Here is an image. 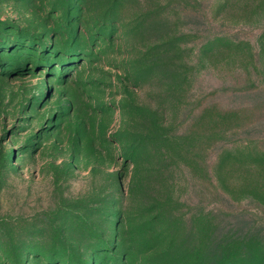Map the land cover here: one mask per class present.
<instances>
[{
    "label": "rangeland",
    "instance_id": "374dc122",
    "mask_svg": "<svg viewBox=\"0 0 264 264\" xmlns=\"http://www.w3.org/2000/svg\"><path fill=\"white\" fill-rule=\"evenodd\" d=\"M246 140L264 0H0V264H210L264 233Z\"/></svg>",
    "mask_w": 264,
    "mask_h": 264
},
{
    "label": "trees",
    "instance_id": "16d2710c",
    "mask_svg": "<svg viewBox=\"0 0 264 264\" xmlns=\"http://www.w3.org/2000/svg\"><path fill=\"white\" fill-rule=\"evenodd\" d=\"M254 107L255 104H247L241 109L250 112ZM246 141L248 142H245L242 154L251 158L259 156V158L253 160L252 163H244L243 178L258 174L257 178L246 180V183L255 180L256 182L249 184L264 191V151L253 152V146L249 140ZM239 220L236 229L227 226L222 227L223 230L220 232H216L219 226L213 220H209L205 225L204 235H206L208 245L212 247L208 250L210 264H264V233L260 227L253 225L244 217H240Z\"/></svg>",
    "mask_w": 264,
    "mask_h": 264
}]
</instances>
